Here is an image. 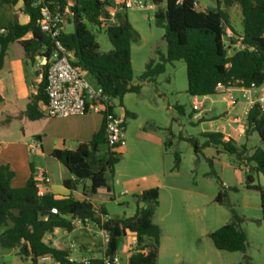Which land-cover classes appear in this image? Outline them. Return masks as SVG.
<instances>
[{
	"label": "trees",
	"instance_id": "1",
	"mask_svg": "<svg viewBox=\"0 0 264 264\" xmlns=\"http://www.w3.org/2000/svg\"><path fill=\"white\" fill-rule=\"evenodd\" d=\"M20 0H1L2 5H16ZM29 23L20 25L10 23L5 27L6 34L0 35V70L10 44L19 42L27 57L33 61L34 56L49 58L51 44L39 27L40 11L33 0H21ZM63 10L70 9L74 14L70 22L74 26L71 34H63L66 47L74 52V66L82 69L96 81L104 94L111 100H118L123 106L128 94H138L141 85L133 84L134 71L132 65V46L140 41V35L131 25L126 15L117 13L111 19L109 8L111 3L100 0H73L69 4L65 0H55ZM159 7L155 14V22L164 30L167 45L166 55L159 56V62L146 70L139 78L140 83H154L165 73L167 65L184 61L187 70V93L194 98L217 95V87L222 84L237 89H251L264 86V0H216L215 7L205 10L199 8L195 0H152ZM239 5L243 17V34H238L232 27L229 14L222 8ZM69 23V24H70ZM113 47L107 53L101 51L97 37L91 27L103 28ZM235 37L242 38L245 49L230 55L226 47L227 31ZM32 34L30 40H25ZM234 45V40L231 46ZM43 80L38 92L31 98L26 115L35 121L42 118L40 104H47L46 67H43ZM125 110V117L131 116ZM247 135L257 134L261 146L247 158L253 167L247 177L248 189L260 194L264 225V188L255 184L252 172L264 175V110L255 104L246 116ZM206 142L199 145L197 140L188 141L194 146L195 153L215 147L238 159L246 153V148H238L231 138L220 133H204ZM170 142L165 143L168 147ZM121 154L108 147L106 125L95 134L89 143L79 145L75 151H54L52 157L63 165L70 173L72 180L64 182L70 190L89 182L85 190V200L74 197L56 198L53 194L38 195L35 171L27 184L22 188H13L11 182L15 173L9 166H0V247L18 252L24 260L38 264L41 257L50 255L61 264H74L69 255L59 250L52 243L45 242L46 236L54 235L58 229L72 232L74 222L90 220L100 230L110 234L107 255H114L118 250L121 237L131 234L136 238L137 246L132 252L129 264H158L162 231L154 223V217L160 206L159 189L145 190L137 198V210L130 218H109L105 209L96 208L90 197L97 194L100 188L110 187L107 175H115V166ZM213 165L212 160H208ZM181 164L179 154L175 155V169ZM222 195L218 200L221 201ZM57 209L58 214H52ZM214 247L229 253H246L247 236L236 222L225 225L209 235ZM248 260V258L246 257ZM249 261V260H248ZM99 262H92L98 264ZM102 261L100 262V264Z\"/></svg>",
	"mask_w": 264,
	"mask_h": 264
},
{
	"label": "rangeland",
	"instance_id": "2",
	"mask_svg": "<svg viewBox=\"0 0 264 264\" xmlns=\"http://www.w3.org/2000/svg\"><path fill=\"white\" fill-rule=\"evenodd\" d=\"M69 6L73 0H65ZM150 2V0H145ZM200 9L216 6V0H195ZM111 9L116 8L117 0H111ZM153 5V4H152ZM23 5L19 2L10 9L13 12H23ZM222 8L230 15L231 27L243 34L244 25L241 8L235 4L231 7L223 5ZM8 10V9H6ZM159 7L152 10L119 11L126 15L131 25L140 35V41L132 46V65L134 71L133 84L141 85L138 94H128L125 105L131 116L125 117L126 145L120 156L119 163L115 166V175H107L110 191L103 187L91 200L107 210L111 218H130L137 210L136 192L130 190L128 183L143 185L156 171L152 165L155 144L149 138H142V131H147L154 141L158 140L160 151V169L164 172L161 177L162 188L159 189L160 206L156 216L168 217L165 224V236L161 238L158 264H264V225L261 209L260 194L248 189L247 177L253 167L247 163V158L257 147L261 146L257 134L247 137V133L239 143L244 144L248 151L240 159L215 147L204 149L196 154L194 146L189 139L197 140L203 145L206 139L202 131L208 129L209 124H200L197 121L196 101L188 93V79L184 61L167 65L164 74L156 82L142 84L140 76L159 62L160 55H166L167 45L164 40V30L155 22V14ZM0 12V25L5 23V18ZM94 31L102 52L107 53L113 49L105 28L91 27ZM74 31L73 24L65 28L66 34ZM233 51H230V55ZM37 67V65H36ZM85 79L93 83L90 75ZM263 89V87H262ZM161 94V97H158ZM236 98V91L233 93ZM161 102L158 104V100ZM217 101L215 108L208 115H216L217 125L224 123L223 117L227 112V102L223 94L211 97ZM238 103V100H237ZM115 113L122 114L118 100H114ZM237 105V104H236ZM205 103L203 109H207ZM238 108V106L236 107ZM222 117V118H221ZM213 122V120H209ZM162 125V126H161ZM154 126L162 127L160 131L152 133ZM170 142L168 147L164 143ZM151 144V145H150ZM162 145L164 147L162 148ZM239 148H242L239 147ZM179 154L181 164L175 169V155ZM31 162L47 169L52 181L60 183L64 174L63 165L55 159L39 153L30 155ZM208 160H212L210 165ZM256 185L264 188V175L252 172ZM126 191L128 194L123 195ZM222 195L219 202L218 197ZM76 199H83L74 195ZM236 222L247 236V252L229 253L217 250L209 235L221 227ZM82 227V228H87ZM89 227H93L92 225ZM74 224V233L68 236L66 230L59 229L57 241L69 246L74 241L75 245L81 244L79 229ZM94 238L88 235L89 243H101L103 240L98 235ZM132 235L127 234L118 241V255L127 260L125 249H134ZM248 258V260L246 259ZM92 261V259H91ZM0 264H31L24 261L17 251L0 247Z\"/></svg>",
	"mask_w": 264,
	"mask_h": 264
},
{
	"label": "crops",
	"instance_id": "3",
	"mask_svg": "<svg viewBox=\"0 0 264 264\" xmlns=\"http://www.w3.org/2000/svg\"><path fill=\"white\" fill-rule=\"evenodd\" d=\"M118 1L119 0H117V2ZM19 2L23 5L21 0ZM0 4H2L1 0ZM11 6L15 5L0 6V12L4 14L3 16L6 20L4 24L0 25V29H5L6 26L14 22H18L20 25H26L29 23V17L24 12V8H22L23 12H20L18 15V12H13L10 9ZM64 33L66 34V32ZM31 38L32 34H28L25 37V40H30ZM41 69H43L41 56L36 55L34 56L33 61H31L19 42L9 45L3 68L0 70V166H9L15 173V177L11 182L13 188H22L27 184L32 175V168H34V171L38 168H42L46 175L51 179L47 169L40 167L37 163L31 162L30 160L31 154L29 152V145L33 140H39L41 144V150L39 151L41 157L48 156L53 158L52 154L54 151H75L79 145L89 143L93 136L97 134L104 125L103 117L91 112L84 116L49 119L44 114L45 104L39 105V110L43 115L42 118L35 121L29 119L26 115V111L31 98L38 92V86L40 84L38 75L40 74ZM84 75L88 74L85 73ZM92 81V85L96 86V81L94 79H92ZM88 82L91 84L90 81ZM235 91L237 93L236 98L238 103L233 107L230 106L226 96L223 95L227 102V112L225 117H223L224 123L221 125H217L218 121L215 120H217L218 117H216V115H208V113L210 114L212 112L217 103V101L211 100V97L213 96L203 97L202 101H196L195 112L198 113V123L203 125L209 124L208 129L203 130L202 133H220L227 139H233L236 146L239 148L241 146L245 147L244 144L239 143V141L243 139L247 133L245 119L249 100L243 97L244 92L242 89L235 88ZM262 92V88H259L257 91L248 92L249 99L255 101ZM217 95H219V93ZM158 97H161V94H158ZM125 99L126 97L124 98V101ZM124 101L123 106L121 107L123 115H125V110L128 111ZM160 102L161 98H159L157 103L159 104ZM205 103L208 104L207 109H203ZM237 106L238 108H236ZM209 120H213V122ZM161 128L162 127L154 126L152 133L160 131ZM240 133L243 134L241 137H239ZM141 134L142 138H149V142L155 144V149L152 151L154 153V156L152 157V168L156 171H152L153 174L143 185H140L139 183H128L130 190L136 192L138 195L148 189L157 187L162 188L161 177L165 174L162 171L157 172V168L160 169V141H154V138H152V136L150 137V134L147 131H142ZM164 145H162V148ZM245 148L248 151L247 147ZM117 152L122 154L123 148ZM64 169L65 172L60 177V183L52 181L51 179L48 188L49 193L53 194L58 199L70 196L74 197V195H77L81 196L83 199L79 200L74 197L76 200H85V190L89 187L90 183L84 182L74 191L66 188L64 182L72 180V177L65 167ZM91 203L96 208L105 209L93 200H91ZM168 217H171V215L166 217L161 216V218H158V216L155 215L154 217V223L161 228L162 238L165 236V224L168 223ZM109 218H111L110 215ZM58 231L59 229L55 231L53 236H46L45 242L52 243L55 248L66 251L69 255V260L74 261V263H79L83 259H92L91 262L97 261L99 262L98 264H100L102 257L105 254L104 242L89 243L87 239L88 235H92L94 238L97 237L96 235L99 237L100 234L98 230L89 226L87 228L81 227L79 229V237L82 241L78 246L75 245L74 241L71 242L69 246H66L63 242L57 241ZM66 232V234L70 236L74 233V229L72 232ZM134 240L135 237H132V241ZM72 246H74V248H72ZM130 251V249L122 251L123 254H127V260L125 263L121 258L122 264H129L131 256Z\"/></svg>",
	"mask_w": 264,
	"mask_h": 264
},
{
	"label": "built area",
	"instance_id": "4",
	"mask_svg": "<svg viewBox=\"0 0 264 264\" xmlns=\"http://www.w3.org/2000/svg\"><path fill=\"white\" fill-rule=\"evenodd\" d=\"M34 6L40 11L39 27L41 32L47 37L51 44V55L49 58L42 57V68L46 67V94L47 104H45L44 114L49 119L68 118L84 116L88 113H96L103 117L106 125L107 144L108 147L116 149V151L124 148L126 145V127L125 116H119L115 113L114 100H111L104 94L101 87L91 85L84 77L85 72L81 68L74 66L75 60L74 52L70 51L64 44L62 37L66 26L73 20L74 14L70 9L63 10L62 7L55 0H33ZM103 3H111V0H100ZM152 0L150 2L145 0H119L115 9L109 8L110 17L112 20L116 17L119 11L129 10H152L155 6ZM106 28V25H103ZM6 34L5 29H0V35ZM234 40V45L231 42ZM226 47L230 50L242 51L245 45L242 38L235 37L230 30L227 31ZM43 69L38 75V80H43ZM262 88V87H261ZM259 88L252 86L251 89H242L244 98L249 100L248 111L253 108L255 104H259L264 110V86L263 92L259 97L252 101L249 99L248 92L257 91ZM217 92L226 96L230 106L237 104V98L233 93L235 88L226 87L222 84L218 85ZM247 116V114H246ZM246 124V119H245ZM246 129H247V125ZM243 134H239L241 137ZM41 144L39 140H33L29 145V152L31 155L39 153ZM36 186L38 188V195L40 197L49 193L48 188L51 179L46 175L42 168L35 171ZM125 192L123 195H126ZM52 214L57 215L58 210L53 209ZM109 219V216L104 217L103 220ZM80 227L93 226L98 230L104 242L105 254L102 257L101 264H122L121 257L116 253L114 255H107V247L110 240V234L106 231L100 230L97 225L90 221L76 220ZM134 249H136V238L133 241ZM74 248V246H72ZM74 263V261L69 260ZM38 264H61L52 256L47 255L41 257ZM74 264H92L91 260L83 259L79 263Z\"/></svg>",
	"mask_w": 264,
	"mask_h": 264
}]
</instances>
